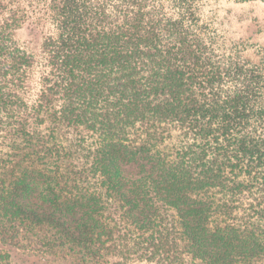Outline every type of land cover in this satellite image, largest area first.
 <instances>
[{
    "label": "trees",
    "instance_id": "obj_1",
    "mask_svg": "<svg viewBox=\"0 0 264 264\" xmlns=\"http://www.w3.org/2000/svg\"><path fill=\"white\" fill-rule=\"evenodd\" d=\"M203 4L0 0V264H264V56Z\"/></svg>",
    "mask_w": 264,
    "mask_h": 264
},
{
    "label": "rangeland",
    "instance_id": "obj_2",
    "mask_svg": "<svg viewBox=\"0 0 264 264\" xmlns=\"http://www.w3.org/2000/svg\"><path fill=\"white\" fill-rule=\"evenodd\" d=\"M202 10L201 25L217 35V41L224 49L222 51L242 56L253 63L261 61L264 56L263 2L204 0ZM16 37L34 51L39 49L42 38L39 32L31 29L21 30Z\"/></svg>",
    "mask_w": 264,
    "mask_h": 264
}]
</instances>
